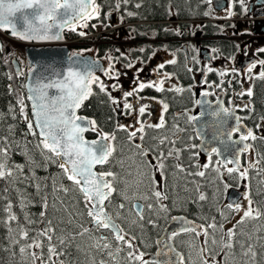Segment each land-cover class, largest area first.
<instances>
[{"label":"snow or ice","instance_id":"1","mask_svg":"<svg viewBox=\"0 0 264 264\" xmlns=\"http://www.w3.org/2000/svg\"><path fill=\"white\" fill-rule=\"evenodd\" d=\"M127 3V0H125ZM243 3V0H241ZM119 7V5H117ZM139 7V5H137ZM100 6L96 0H0V30L9 31L12 37L18 38L22 41H47L60 39V32L65 28L76 31L77 26L87 27L88 21L96 19L99 16ZM131 15V13H129ZM19 26V27H18ZM95 27V25H93ZM57 30V31H54ZM84 35L83 32L79 33ZM264 52V48L259 50ZM175 60L170 63H175ZM259 65L264 69V60H260ZM163 67V65H161ZM257 67L256 63L250 64L247 71L253 72ZM189 71L192 69L189 68ZM111 69L105 72L109 75ZM211 71V69H209ZM23 73H21L22 75ZM225 73L221 72L219 75L223 76ZM111 78V77H110ZM169 77L165 75V79ZM251 78V77H250ZM258 78L264 79V70L258 74ZM96 83L100 91L106 92L107 88L103 82L99 81V77L95 76L91 67H85L83 71H77L69 68L67 74L63 79L43 83L37 81L36 85L29 88L30 95L28 100L32 101V114L35 118V129L33 130V123L29 121L28 129L34 136L38 135L39 143L36 145L40 149V155L45 161H52L58 164L61 169V178L71 182L70 185L63 183L57 186L55 179L52 183L53 202L50 205L48 195L41 196L42 210L39 213V221L33 220L31 215L25 211L29 206L30 201L27 200L24 193L19 192V207L23 213V220L13 211V202L9 200L4 205L3 211L6 213V218L2 223L8 229V239L13 247H18V252L21 257L25 258V264L30 259V264H66L65 260L60 259L63 256H70L68 251L75 245V251L85 256V260L79 261L78 264H119V256L125 249L129 250L126 256V264H161L160 261H146L144 260V253L136 249L133 241L135 236L129 234L116 223L113 214L108 211V207L113 205L112 197L117 193L118 189L115 184L122 183L123 188L119 189V195L124 201H128L134 197H129L128 190L135 184L138 187L143 183L140 179L129 180L125 177L118 176V174L111 170L96 171L97 166L103 169L104 165L110 164L114 154L116 153V145L113 143L116 140L114 133L98 132L100 139L91 142L85 140L84 133L92 130L96 131V122L94 120L86 121L77 114L78 110L82 107L84 101L93 94L92 84ZM164 80L156 83H140L136 91H142L145 88H155L157 92H162ZM116 88L115 85L112 86ZM55 90L56 94H51L50 90ZM169 90L182 92L184 89L174 87ZM208 95L209 93H204ZM248 95L251 97L253 92L248 89L246 93L241 95ZM133 92L125 93L124 108L131 109L132 105L127 103V97L132 96ZM113 104H118L115 98L109 94ZM21 105V114H24V100H18ZM162 103L163 112H167L168 104ZM199 104L200 101H197ZM245 107H248L247 105ZM146 106L139 108L141 116L145 113ZM221 112L225 116L230 115L229 110L222 108L220 111L210 112L209 115L220 117ZM203 115V113H202ZM27 119V117L25 116ZM198 117H189V121L196 120ZM240 117H236L237 127L233 128L227 133L229 140L233 133L240 131ZM264 119V117H262ZM166 126L164 116L161 115L159 122L156 124L145 125L141 122L140 127L128 131L123 128L122 130L128 132L127 143L129 146L134 147L137 151L135 156L141 157L139 164L136 168L137 177L147 175L142 171L145 167H151L155 172H159L161 181L155 179V172L148 176L150 195L144 194L140 197L143 200L154 198L155 204L149 203L147 207L149 211L154 208L158 212L167 213L169 208L163 203L168 200V195L162 189L167 186L168 177L165 173V160L169 157L179 160L180 149L174 147L176 140H170L167 135L159 138L158 145H163L165 142L173 145L169 149L167 155L160 151L153 159L156 161L152 163L144 158L149 155L150 149L144 148L142 143H135V140L143 141L145 138V127L152 129H162ZM259 127V125H258ZM175 132L182 131L177 125H173ZM139 133V135H138ZM156 139V137H153ZM257 136L251 129H248L246 134H241L238 141H233L234 144L243 143L241 148L235 152L234 158L226 160H217L218 167L212 170L217 173V176H222L221 167H223L229 176L233 173L238 174L237 179L249 180V168H255L257 175L264 169L257 168L261 163V159H256L250 162L248 167L241 168L240 155L248 153L252 149V144L246 143L248 140L255 141ZM264 139V137H261ZM4 143L7 144V138H4ZM223 143V141H222ZM211 153L220 155L218 148H212ZM27 155V153H25ZM9 149L7 147H0V180L14 182V171L23 175V166L9 165ZM129 159H132L131 157ZM30 163L35 161L29 157ZM121 166L124 165V160H119ZM235 165L228 167V165ZM136 165L133 160L131 168ZM211 166V155H209V163L203 165L204 169ZM175 168L178 173H186V175H193L204 177L205 171L198 170L195 172H187V170L177 163ZM34 175V174H33ZM127 177H132L133 173L128 171ZM28 177H24L27 179ZM18 179V177H16ZM192 183H196L193 181ZM264 183V180L261 181ZM36 194L41 193V185L36 183L34 185ZM225 189L228 187L224 185ZM187 191V187L185 186ZM7 191V189H5ZM199 193L198 200L205 201L208 197L205 193L200 191L199 185L195 188ZM62 192L65 196L69 192L74 193L73 199L75 203L71 207L65 202L64 199L56 196L55 194ZM243 199L246 201V206L241 203H228L224 206L229 213L238 215L240 218L235 220L232 228L225 230L223 223L218 224L216 218L213 217L211 222L196 225L193 221L187 220L184 217H173V220L182 221L181 226L175 231L170 232L167 236V241H175L177 236L183 234H191L192 240L188 242L190 249L188 257L186 258L182 252H178L174 245L169 242L163 244L161 252L157 255L169 257L163 261V264H173L172 257L174 255V264H255L257 253L254 250L252 243L253 234L260 233L264 230V205L260 202L254 201L251 195V187L245 192ZM58 202V203H57ZM59 204V206H58ZM82 204V209L77 207ZM54 212H62L64 215L59 217L56 222L48 216V210ZM118 209L116 218H120V211L125 208L124 203L114 206ZM224 208L218 209L219 215L223 220H229ZM132 209L135 210V216L140 221L144 220L143 207L140 204H132ZM133 224L137 220L131 221ZM149 223L154 227L155 221L149 220ZM39 224L41 227L32 228V225ZM86 224L88 226H86ZM251 224L250 230L245 231V225ZM13 225H15L13 227ZM106 230L111 234V238L106 235L96 236L95 233ZM217 230L221 233L216 235ZM87 237L91 243L87 245V250L77 243V238ZM199 247L194 241L200 240ZM257 239H264V235H260ZM23 241V243H21ZM113 241L115 243H113ZM143 243V241H141ZM157 245L161 244L157 240ZM45 245L47 250V258L45 259ZM212 246L211 251L209 246ZM95 253L106 254L105 259L97 262ZM15 255V252H13ZM217 256L220 259H217ZM67 264H73L72 261H67Z\"/></svg>","mask_w":264,"mask_h":264},{"label":"flooded vegetation","instance_id":"2","mask_svg":"<svg viewBox=\"0 0 264 264\" xmlns=\"http://www.w3.org/2000/svg\"><path fill=\"white\" fill-rule=\"evenodd\" d=\"M184 1H186L188 5H195L192 3V0ZM212 1L213 0H199L197 4L212 5ZM225 1H227V8L221 12L222 16L219 15L223 18L219 21L225 23L226 26L229 25V28L237 24L238 28L236 32H233V30L227 27V29L230 31L228 33L229 38L233 40L235 37V44L237 47L235 51L232 49L231 45L227 44L226 50L224 52L212 49V45L209 44V42L212 41L213 38L209 36V32H206L204 35L203 32L196 31L197 27L201 28L202 25L200 24L197 26L194 24H197V22L201 23V21L190 20V18H182V16L192 17L194 16V13L192 12L189 14H182L181 12H178L176 7L174 8L173 19L161 22H148V24H167L169 28H171L172 25H176L171 28V30H175L179 29V25L182 23L190 26V32L188 34L183 32L177 33L175 31L174 34H166L167 37L164 36V34L162 35L154 33L144 35L127 33L126 35L120 36L118 35V31L121 29L118 27H122L120 25V21L124 20L121 18L118 19V26H113L112 28L114 32L110 35V39L113 41V51L110 53V55L105 57H97L95 54L90 52L88 53L94 55L96 58L102 59V61L103 59L111 58L112 62L110 64H107L106 61H103L105 65V72L111 69L109 75H105V78L99 77V81L103 82V84L106 86V94L108 96L110 94L112 98H115L118 101V104H113L109 98V102L112 104L113 109L116 112L118 128H126L128 131H132L139 128L141 122H143L145 125L156 124L159 122L160 116H164L166 121V126L164 128L156 130L145 127V138L143 141H139V143H142L143 147L150 149V151L149 155L144 159L155 163L156 161L153 159V157L158 155L160 151H163L165 155H167V152L173 147V145L165 142V144L159 145L157 147L159 138L164 135H167L170 140H176L174 147L181 150L178 161L171 157L165 160V173L168 177L167 185H174L178 191L176 193H166L169 198L168 200L163 201V203L169 208L167 213L158 212L157 208L149 211L147 204H155L154 198L149 200L140 199V197L144 194L150 195V189L149 192L138 194L132 192V189L130 188L128 190V195L129 197L134 198L124 201L119 195V188L117 186L119 185L121 188H123L124 185L122 183L115 184V187H117L118 191L117 193L113 194V205L108 207V211L113 214V218L115 219L116 223L124 228L130 237H136L133 243L135 244L136 249L145 254L144 260L146 261L152 260L153 256H155L160 247H162L165 243L163 237L168 226L173 222V217H184L190 221H193L196 225L211 222L212 218L215 217L216 222L220 224V215L218 214V209L220 206L217 205L220 202H222L221 204L224 206L229 203L228 191L231 189H237L243 193L242 198L238 203H241L242 206H246V201L243 199V197L245 192L249 190L250 186L251 195L254 197V200L258 202L259 199L260 203L264 205V186L260 184V179L258 177H250L249 180H240L234 179L236 173H233L232 176H229L226 172L228 179H225V181L231 187H229L226 194L224 193L219 195L221 200L218 204H215L214 194L205 193L208 199L205 201H199V193L195 191L196 183L206 182L210 178L209 174L212 172V167L218 160V157L215 153L210 154L211 166L207 169L203 168V165L209 163V156L204 155L199 149L200 140L196 135L194 126L195 120L189 121V117L198 116L197 101L199 100V96L207 92L209 93V99L214 102L220 99L219 96L223 94L222 99L225 108L229 111L236 110V112L241 117L245 103L236 99V93L230 94L228 93V90H247L248 84L250 83L249 80L252 81V90L257 86L264 85V79L258 78L259 72L264 70L258 63L260 60H264V52L259 51L261 48H264V0H243V3H241V0ZM96 3L98 5H141L140 3H132L129 1L125 3L122 0H114L113 2L96 0ZM177 4L181 5L180 2H177ZM238 10H241V16L239 15ZM88 23H90V20ZM121 24H126L129 26L132 23L122 22ZM72 34L73 31H71V33L68 35ZM124 37L137 40L140 39V41H149L150 39H153L160 43L156 45V47L153 46V48H151V45L149 44L146 45V53L144 55H140L141 57H134V59L132 58L133 60L129 62L128 59L120 57L119 52L116 49L119 47L117 42L122 41ZM160 46L163 48H159ZM70 47L72 46H69V48ZM191 49L193 51H191ZM172 60H175L176 62L174 64L170 63ZM121 61L127 66L124 70H120L118 68ZM252 63H256L257 67L253 69L252 73H249L247 69ZM161 65H163V67H161ZM189 68L192 70L189 71ZM209 69H211V71H209ZM221 72L225 74L223 76L219 75ZM166 74L169 77L168 79H165ZM160 80H164L163 88L165 90L162 92H157L155 88H145L142 91H136L140 83H156ZM113 85L116 86L115 89H113ZM91 87L92 92H96V90L100 91V88L96 83H93ZM174 87H179L184 90L182 92L169 90ZM126 92H133L132 96L127 97V103L132 105L131 109H125L123 106ZM98 100L101 99L98 98L97 101ZM161 101L168 104L167 112H163ZM141 106H146L143 116H141L139 113V108ZM173 125H177L182 131L176 132V134L173 135V132H175ZM126 133L128 134V132ZM26 135H29L28 132H26ZM97 136L98 137L96 139L99 138L98 134ZM257 136L264 137V128L261 133L257 134ZM153 137H156V139ZM238 137L239 135L235 136V138ZM249 141L250 140H248L247 143ZM135 142L136 140L133 142V144H135ZM113 143L115 144V141ZM136 151L137 150L131 146H127L123 149L124 156L122 157V160H125L127 157L129 159V156L133 157H131L132 159H129L128 162L124 163L122 168L120 167L121 164L118 163V160H121V158L116 159L114 156V162H111L109 166L104 165L103 169L99 168L97 171L111 170L116 172L118 176L125 177L126 179H140L143 181L141 184L149 183L148 176L150 170L146 172L147 175H143V177H137L136 169L131 170L129 167V165H132L133 160H135L136 165H138L140 159H142L141 157L134 155ZM118 153H120V151H118ZM186 162L190 165V167L185 166ZM250 162H253L251 150L243 156V168H246V166L248 167ZM177 163L182 166L184 165L183 167L187 170V172L202 170L205 171L206 175L204 177H198L186 175V173H178L175 168ZM228 167H231V164L228 165ZM49 168V173L52 174V177L47 179L48 183L46 190L43 186L41 187L45 193L47 191L49 203L51 205L53 202V179H55L57 186L61 183L70 185L71 182L61 178V169L58 167L57 163L53 166H50ZM145 168L151 169V167ZM128 171L133 173L132 177L126 176ZM154 171L155 170L152 168L151 174H153ZM155 178H157L158 181H161L159 172H157V177ZM262 180H264V178H262L261 181ZM193 181L196 183H192ZM240 182L242 186L238 188L237 186ZM237 183L238 185L235 186ZM183 185H186V187L188 186L187 191H182ZM260 190H262L261 193ZM55 195L64 199L70 207L75 203V200L73 199L74 193L72 192H69L67 196H65L62 192H58ZM120 203H124L125 208L123 210H119L120 218H116V212L118 209L114 206ZM138 203L141 204L144 209L143 221H140L139 218L135 216V210L132 209V204ZM77 207L82 209L83 206L81 204ZM57 213H59L61 216L64 215L62 212ZM228 214L231 213L228 212ZM48 216L54 220V223L56 222V213L51 209V207L48 210ZM236 216L238 220L240 217L238 215ZM133 219L137 220V223L133 224L131 222ZM149 220L155 221L156 226L154 227L152 224H150ZM223 222H228V220H223ZM86 226L88 225L86 224ZM233 226L227 228L225 227V230L230 229ZM242 227H244L245 231L251 229V227ZM95 235L97 237L100 235H106L111 238V234L106 230L97 232ZM260 235H264V230L258 233V236ZM157 240L161 241L159 246L156 243ZM191 240V234H183L177 236L175 241H170V243L174 245L178 252H182L187 258L190 251L188 248V242ZM201 240H203V237H201L200 240L194 241L197 247H199ZM141 241H143V243ZM77 243H80L87 250V245L91 243V241L87 237H78ZM113 243L115 242L113 241ZM252 243L254 250L257 253L255 264H264V239H257L255 236H253ZM209 248L211 251L212 246L210 245ZM68 251L71 253L70 256H63L60 258L65 260L66 264L67 261H72L73 264H78L79 261L85 260L84 255L75 251V245H73L72 248H69ZM128 251L129 250L125 247L124 251L120 253L119 264H126V256ZM46 258L47 250L45 245V259ZM95 258L97 262H99L101 259L106 258V254L95 253ZM217 259H220V257L217 256ZM28 264H30V259L28 260ZM37 264H39V262H37ZM137 264H139V262H137ZM212 264H215V262L213 261Z\"/></svg>","mask_w":264,"mask_h":264},{"label":"trees","instance_id":"3","mask_svg":"<svg viewBox=\"0 0 264 264\" xmlns=\"http://www.w3.org/2000/svg\"><path fill=\"white\" fill-rule=\"evenodd\" d=\"M107 2H113L114 0H105ZM125 2V0H122ZM132 3H140L139 7L137 5H99L100 14L96 19H91L87 27H81L79 31H73L72 35H68V39L74 41L75 44L70 47L72 52H87L94 54L97 57H105L110 55L113 51L112 40L110 35L114 32L112 30L113 26L109 23L108 17L110 13L120 10L118 15L123 18V21H120V25L123 26V23H132L127 26L126 32L129 34L135 35H144V34H174L175 31L183 32L188 34L190 32V26L186 24H180L179 29L171 30L167 24H146L148 22H161L169 21L174 17V8L177 7L178 12L184 13H194L192 17H183L190 18V20L201 21L202 27H197L196 31H201L204 33L209 32V36L213 38L209 42L211 48L218 51H225L226 44L231 45L232 49L235 51V37L230 39L228 33L224 32V29L227 28L225 23L220 22L222 17L217 15V12L212 8V5H198L199 0H192L195 5H188L184 0H127ZM177 2L181 3L178 5ZM144 4V5H143ZM179 7V8H178ZM239 15L241 10H238ZM131 13V15H129ZM241 16V15H240ZM245 16V15H243ZM137 23V24H135ZM144 23V24H139ZM95 25V27H93ZM237 25V24H235ZM118 26V25H116ZM115 26V27H116ZM229 26V25H228ZM175 28V27H174ZM119 32L124 31L123 28H120ZM83 32L84 35L79 33ZM233 35V34H232ZM137 40V39H134ZM140 40V39H139ZM4 51H0V147H7L9 149V164L11 165H25L23 175L20 173L14 176V182L9 183L5 180H0V221L6 218V213L3 211V207L9 200L13 202V211L20 217L21 221L23 220V213L20 210L19 205V192L20 190L24 193L27 200L30 201L29 206L25 209L31 215L33 220L39 221V213L42 210V200L41 196L44 195V191L41 189L40 194H36L34 185L39 183L42 186L41 179L46 175V167L42 165H33L32 167L36 169L35 178L31 175L29 157L33 156V160L41 163L42 160L34 154L33 150H23L22 146L24 142L30 140L27 138L26 131L27 125L23 121L21 112L18 109V99L15 94L16 88H20L24 91L26 103L28 106L29 114L32 118L31 108L27 101L26 92L23 87L26 81V75L22 74L21 76H15L12 81L10 79V74L12 72L11 58L12 56H6V49L10 50L7 40L2 38ZM138 41V40H137ZM11 43V42H10ZM13 44V43H12ZM233 58V55H232ZM13 85V87H12ZM253 95L249 97L245 91L240 89H230L228 93H236V99L243 101L245 103L242 111V120L246 125L253 131L257 136L258 133L264 128V85L257 86L252 90ZM100 98L101 100L97 99ZM248 107H245V106ZM175 106V105H174ZM83 116L88 117L91 120L96 122V131H92L87 134V139H96L97 132L103 133H114L116 135L115 145L116 153L115 157L121 158L124 156L123 149L129 146L127 143V133L118 128L116 112L113 109L112 104L109 102V96L106 92L93 91V94L88 98L84 103L83 109L81 111ZM259 125V127H258ZM10 129V130H8ZM12 133V135H10ZM15 136L21 139V146L18 145V142L14 140ZM262 136H257L255 141L250 140L248 143L252 144L251 157L253 162L261 157H264V139H261ZM4 138H7V144L4 143ZM39 139L38 136H33L32 141ZM120 151V153H118ZM27 153V155H25ZM37 158V159H36ZM114 157L111 162H114ZM110 162V163H111ZM261 165V167H259ZM258 165V168L264 169V159H261V163ZM109 166V164H107ZM184 166V165H183ZM186 167L190 165L186 162ZM247 167V166H246ZM197 171V170H196ZM263 171L257 175V170L255 168H249V178L258 177ZM238 174L235 175L234 179H237ZM28 177L24 179V177ZM18 177V179H16ZM264 177V174L263 176ZM207 184V183H199ZM214 184L204 186L205 192L210 194L212 192ZM238 183L235 185L237 186ZM167 188L170 190L166 193H176L177 190L175 186L168 185ZM7 189V191H5ZM165 191V190H164ZM47 194V191L46 193ZM15 225H13L14 227ZM39 224L32 225V228H38ZM8 229L4 223L0 222V264H25L22 260L23 257L20 256L18 252V247H13L10 240L8 239ZM23 243V241H21ZM15 252V255H13Z\"/></svg>","mask_w":264,"mask_h":264},{"label":"water","instance_id":"4","mask_svg":"<svg viewBox=\"0 0 264 264\" xmlns=\"http://www.w3.org/2000/svg\"><path fill=\"white\" fill-rule=\"evenodd\" d=\"M212 7L217 12H222L227 8V1L225 0H213ZM19 27V26H18ZM80 26H77L76 29H79ZM69 28H65L62 32H60V39L47 40V41H22L18 38L12 37L9 31L0 30V32L8 34V36L12 39L19 40L22 42L25 47L26 59L28 62V72L26 74L25 81V91L27 97L30 95L29 88L36 85L37 81H41L43 83H48L50 81L63 79L64 75L67 74L69 68H73L77 71H83L85 67H91L93 73L97 77L105 78V65L102 59L96 58L91 54H79L72 53L71 49L68 45H66V31ZM54 31H57L54 29ZM0 51H4V45L2 38L0 36ZM10 53L9 49H6V55ZM14 65V69L16 75L20 76L23 73L20 63L14 59L12 61ZM51 94H56L55 90H50ZM220 99L212 102L208 95L202 94L199 96L200 103L198 104V119L194 121V126L196 130V135L200 140L199 149L201 152L209 156L212 148H218L220 150V155H217L218 160H226L234 158L235 152L238 148L243 146L241 142L239 144H234L233 141H238V138H235L236 135L246 134L247 130L250 129L244 121L240 119L239 126L240 131L233 133L231 140H229L227 133L231 131L233 128L237 127L236 117H240V115L236 112V110L229 111L230 115L225 116L223 112H221L220 117H214L209 115L210 112L220 111L222 108H225L223 102V94L219 96ZM86 99L84 103L87 101ZM29 106L31 108L32 113V101L28 100ZM83 103V105H84ZM82 107L78 110L77 114L83 118H86V121L91 120L86 116L81 114L83 109ZM203 113V115H202ZM241 118V117H240ZM32 122L35 129V118L32 114ZM38 133V129H35ZM92 130L86 131L83 135L85 140L91 142L93 140L98 139H87V134L91 133ZM223 141V143H222ZM135 143H139V140H136ZM247 143V141H246ZM247 153H242L240 155V163L241 168L243 169L242 162L243 156ZM235 165L231 164V167ZM100 168L97 166L96 171ZM242 192L237 189H231L228 191V202L229 203H238L242 198ZM139 204V203H138ZM141 205V204H140ZM179 218V217H177ZM188 220V219H187ZM182 221L173 220V222L168 226L163 240L167 241V236L170 232L175 231L181 226ZM160 247L157 253L161 252ZM153 256V261H160L163 264V261L169 259V257H165L163 255ZM172 257L173 264L175 261V257L172 254H169Z\"/></svg>","mask_w":264,"mask_h":264},{"label":"rangeland","instance_id":"5","mask_svg":"<svg viewBox=\"0 0 264 264\" xmlns=\"http://www.w3.org/2000/svg\"><path fill=\"white\" fill-rule=\"evenodd\" d=\"M118 1H120V0H118ZM120 10L118 9L117 11H114L113 13H110L109 14V17H108V20H109V23L112 25V26H116L117 24H118V19H121V16L120 15H118V12H119ZM217 12V11H216ZM223 12V11H222ZM217 15L219 16V15H221V12H217ZM222 16V15H221ZM221 16H219V17H221ZM221 20V19H220ZM139 24H144V23H139ZM146 24H148V23H146ZM202 25V22L201 23H199V22H197V24H194V25ZM172 26H176V25H172ZM124 29V31H122V32H119L118 31V35H126L127 34V30H126V28H127V25L126 24H123V26H122ZM122 27H118V28H122ZM228 28H229V26H227ZM237 28H238V26L237 25H234V26H231V28H229V29H231V30H233V32H236L237 31ZM122 30V29H121ZM235 30V31H234ZM224 32L225 33H229L230 31L227 29V28H225L224 29ZM232 32V31H231ZM2 38H4V39H6L8 42V44H10V45H8L9 47H10V53L8 54V55H6V56H9V55H11L12 56V58H11V64H12V72H11V74L9 75L10 76V79H12V81H13V79H14V75L16 76V72H15V69H14V65H13V63H12V61L14 60V59H16L19 63H20V65H21V68H22V71H23V74H25V73H27L28 72V65H27V60H26V54H25V45H23V44H19V43H17V42H14V41H17V40H13V39H9V38H5V37H2ZM11 42V43H10ZM13 43V44H12ZM112 43H113V41H112ZM160 42H158V41H156V40H153V39H150L149 41H140V40H134V39H131V38H125L124 37V39L122 40V41H119V42H117V45L119 46L118 48H116L117 50H118V52H119V56L120 57H123V58H126V59H128L129 60V62L130 61H132L133 59H134V57L136 58V57H141L140 55H144L145 53H146V51H145V49H147V46L146 45H151L150 47L151 48H153V46L154 47H156V45H158ZM73 44H75L74 43V41H71V40H69V46H72ZM159 48H163V47H159ZM113 49V48H112ZM191 51H193L192 49H191ZM77 53H80V54H88L89 53V51H87V52H85V51H83V52H77ZM6 54V53H5ZM94 54H96L95 52H94ZM119 58V57H118ZM133 58V59H132ZM103 61H106V63L107 64H110L112 61H111V58H108V59H103ZM118 67V66H117ZM125 67H127L126 66V64L124 63V62H120V66L118 67L120 70H124V69H126ZM18 76V75H17ZM21 76V75H20ZM249 84H248V88H247V90L248 89H251L252 90V81L251 80H249ZM12 87H13V85H12ZM23 87H24V85H23ZM247 90H243V91H245V93L247 92ZM15 94L17 95V99L19 100V99H21V98H23V100H24V114H21L22 115V117H23V121L26 123V125H27V131L26 132H28V136H27V138L30 140V142H28L27 140L24 142V144H23V146H22V149L23 150H33L34 149V154H36L41 160H42V162L41 163H39V162H36V163H30L29 165H30V169H31V175H32V177H34L35 178V176H36V169L35 168H33L32 166L35 164V165H42V166H45L46 167V175L41 179V183H42V186L45 188V190H46V188H47V183H48V181H47V179L49 178V177H52V174L51 173H49L50 172V166H53V165H55L56 163H54V162H52V161H45L44 160V158L40 155V149L39 148H37L36 147V145L39 143V139H35L34 141H32V137L34 136V135H32L31 133H30V131H29V129H28V123H29V121H31L32 122V118H31V116H30V114H29V110H28V106H27V103H26V99H25V94H24V91L22 90V89H20V88H16V90H15ZM18 109H19V111L21 112V105L18 103ZM25 116L27 117V119L25 118ZM33 123V122H32ZM8 130H10V129H8ZM33 130L35 131V129H34V125H33ZM10 135H12V133H10ZM38 136V135H37ZM39 138V137H38ZM14 140L16 141V142H18V145L19 146H21V139L20 138H18L17 136H15V138H14ZM10 154V153H9ZM129 157H133V156H129ZM31 158L33 159V156L31 155ZM37 159V158H36ZM120 159V158H119ZM121 160H122V157H121ZM119 161V160H118ZM129 161V159H128V157L124 160V162L126 163V162H128ZM10 166H12L11 164H9ZM21 165V164H20ZM21 166H23V169H25V165H21ZM219 165H217V164H214V166L212 167V169L214 168V167H218ZM121 168H122V166H120ZM125 167V166H124ZM259 167H261V165H259ZM137 168V165H133L130 169L131 170H134V169H136ZM257 168H258V165H257ZM150 170V172H149V175H152L151 173H152V168L150 169V168H143V172H148ZM212 172L209 174V179L206 181V182H203V183H207V184H200L199 185V188H200V191L201 192H203V193H206L205 192V189H204V186H206V185H211V184H214L212 187H213V189H211L212 190V192L210 193V194H214V200H215V204H218L219 202H220V200H221V198L219 197V195L220 194H226V192L228 191V189H229V187H231L229 184H227L226 183V181H225V179H228L227 178V173H226V171H225V169L223 168V167H221V172L223 173V175L222 176H217V173L216 172H214L213 170H211ZM155 172V171H154ZM19 173L18 172H15L14 171V176L15 175H18ZM34 174V175H33ZM49 174V175H48ZM263 174H264V171L261 173V175H260V184L262 185V186H264L263 185V183H261V179L262 178H264V177H262L263 176ZM143 177V176H142ZM155 177H157V172H155ZM134 179V178H133ZM157 181H158V179L157 178H155ZM147 181V180H146ZM197 184H199V183H196V187H197ZM225 184H227L228 185V187L225 189V187H224V185ZM149 183H145V184H140L138 187H136L135 186V184L133 185V187H131V189H132V192H134V193H138V194H143V193H145V192H149ZM118 186V188L120 189L121 187L119 186V185H117ZM168 186V185H167ZM167 186L166 187H164L163 188V191L165 190V192L166 191H168V190H170L169 188H167ZM170 186V185H169ZM174 186V185H173ZM185 186L186 185H183L182 186V191H186L185 190ZM242 186V184H241V182L239 183V185L237 186L238 188L239 187H241ZM187 188H188V186H187ZM41 189H42V187H41ZM130 189V188H129ZM177 190V189H176ZM263 190V189H262ZM262 190H260V193L262 192ZM178 192V191H177ZM180 192V191H179ZM175 193V192H174ZM253 198V200H254V197H252ZM48 200H49V197H48ZM255 201V200H254ZM258 202H260V200L258 199ZM222 202H220L217 206H220V208H224V205H222L221 204ZM50 204V203H49ZM219 208V209H220ZM224 211H225V213H226V215H228L229 216V220H228V222H223V219L220 217V219H219V221L221 222V223H223V225H224V229H225V227L227 228V227H230V226H233L234 225V223H235V220H237V216L236 215H231V214H228V210L226 209V208H224ZM56 213V218L58 219L59 217H61V215L59 214V213H57V212H55ZM218 214H219V211H218ZM246 227H252V225L251 224H249V225H245ZM221 233L219 232V230H217V232H216V235L217 236H219ZM253 236H255L256 238L258 237V233H254L253 234ZM22 260H23V262L25 263V258L23 257L22 258ZM27 264H28V262H27Z\"/></svg>","mask_w":264,"mask_h":264},{"label":"built area","instance_id":"6","mask_svg":"<svg viewBox=\"0 0 264 264\" xmlns=\"http://www.w3.org/2000/svg\"><path fill=\"white\" fill-rule=\"evenodd\" d=\"M6 36V35H5ZM6 37H8V36H6Z\"/></svg>","mask_w":264,"mask_h":264}]
</instances>
